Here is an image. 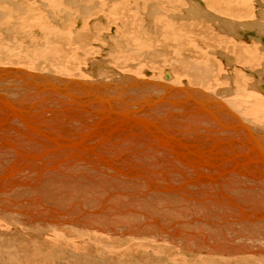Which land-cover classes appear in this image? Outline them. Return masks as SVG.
I'll list each match as a JSON object with an SVG mask.
<instances>
[{
	"label": "bare ground",
	"instance_id": "6f19581e",
	"mask_svg": "<svg viewBox=\"0 0 264 264\" xmlns=\"http://www.w3.org/2000/svg\"><path fill=\"white\" fill-rule=\"evenodd\" d=\"M245 262L264 0H0V264Z\"/></svg>",
	"mask_w": 264,
	"mask_h": 264
},
{
	"label": "rangeland",
	"instance_id": "374dc122",
	"mask_svg": "<svg viewBox=\"0 0 264 264\" xmlns=\"http://www.w3.org/2000/svg\"><path fill=\"white\" fill-rule=\"evenodd\" d=\"M76 17V16H75ZM90 22H92V20H90ZM90 22H88V24L90 23ZM99 23V22H98ZM91 24H89L88 26H90ZM90 28V27H89ZM77 29H79V28H77ZM116 39V38H115ZM241 40H243V41H245L243 38H241ZM25 46H28V44L27 45H25ZM20 49V48H19ZM30 54H31V52H30ZM32 55V54H31ZM95 55V54H94ZM94 55H92V57H94ZM110 55H112V57L114 56L113 54H107L105 57H102V56H100L101 58H103V59H105V60H111L112 59V57L110 56ZM107 56H109V57H111V58H109V57H107ZM37 58H38V56H36ZM86 63H87V61H86ZM243 70V69H242ZM244 72V71H243ZM216 76H217V74H215V78H216ZM214 80V79H213ZM229 84L232 82L231 81V77H229L227 80H226ZM218 88H221V86H219ZM244 264H251V263H249V262H245Z\"/></svg>",
	"mask_w": 264,
	"mask_h": 264
},
{
	"label": "water",
	"instance_id": "95a60500",
	"mask_svg": "<svg viewBox=\"0 0 264 264\" xmlns=\"http://www.w3.org/2000/svg\"><path fill=\"white\" fill-rule=\"evenodd\" d=\"M31 85L35 86L34 83H31Z\"/></svg>",
	"mask_w": 264,
	"mask_h": 264
}]
</instances>
